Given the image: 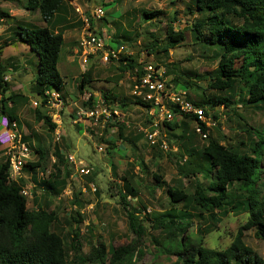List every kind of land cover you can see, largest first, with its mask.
Here are the masks:
<instances>
[{
	"label": "rangeland",
	"instance_id": "1",
	"mask_svg": "<svg viewBox=\"0 0 264 264\" xmlns=\"http://www.w3.org/2000/svg\"><path fill=\"white\" fill-rule=\"evenodd\" d=\"M25 2L0 1V45H3L0 61L11 85L8 94L22 96L12 106L17 132L22 139L26 137L24 140L31 148L27 161L40 160L44 167H37L34 172L23 168L15 183L23 180L21 189L29 192L28 209L55 213L51 228L62 237L70 264H93L84 262V257L100 244L106 250L134 245L135 254L126 264H178L177 257L165 252L162 245L179 237L192 239L195 234L201 236L206 249L226 248L247 219L248 212L244 209L247 192L233 183L227 187V198L221 207L204 208L196 204V183L205 188L206 194H211L207 187L215 178V169L201 149L213 138L236 152L253 155L254 131L264 134V111L247 102V87L240 79L231 89L209 87L220 72V51L196 38L192 23L199 16L192 0H64L62 10L47 23L38 11L26 10ZM99 4L103 5L105 20L89 21L99 31L108 29L110 38L125 46L123 55H131L134 63H152L164 68L171 86L173 77L180 81L188 79L190 88L178 84L176 89L186 90L191 99L205 105L208 117L205 133L198 130L195 121L185 120L186 125L166 130V150L151 144L142 131L150 118L148 111L130 94L131 72L119 68L118 59L102 63L100 55L89 56L85 64L81 62L75 51L81 47L83 17L90 18V9ZM75 6L82 8L81 14ZM153 10L161 13L149 18L143 16V11ZM28 23L63 31L57 68L63 79L60 94L64 107L58 111V134L56 128L50 132L43 121L36 120L31 104L33 99H38L33 90L38 59L25 43L16 42L15 34L18 25ZM168 26L173 31H182L185 41L164 51ZM240 65V59L234 60V67ZM82 73L88 74V82L80 91ZM85 93L106 95L121 112L123 122L103 125L77 121L75 110L87 107ZM221 97L231 103L212 105ZM49 110L57 112L54 108ZM42 111L46 113L48 109ZM119 124L122 136L118 133ZM55 137L59 140H54ZM56 148L65 159L64 173H69L62 184L53 183ZM68 154L82 160L90 173L80 175L68 162ZM4 157L1 154L0 161ZM155 175L159 176L158 181ZM263 176L257 184L260 195L264 193ZM43 180L51 182L53 189L41 184ZM127 183L133 191L128 192L126 199L141 225L140 236L131 230L117 194ZM168 189L184 193L185 198L171 200ZM76 227L79 228L77 249L71 243ZM244 240L264 259V242L255 236L254 229L244 231Z\"/></svg>",
	"mask_w": 264,
	"mask_h": 264
},
{
	"label": "trees",
	"instance_id": "2",
	"mask_svg": "<svg viewBox=\"0 0 264 264\" xmlns=\"http://www.w3.org/2000/svg\"><path fill=\"white\" fill-rule=\"evenodd\" d=\"M192 2L196 16H199V20L192 23L196 38L201 43L217 47L220 51L218 63L220 72L209 87L218 90L231 89L237 79H240L247 87V102L264 111V0H192ZM63 3L64 0H26L24 8L28 11H38L47 23L62 10ZM160 13L158 10L143 11V16L149 18ZM90 25L93 26L92 21ZM18 27L15 32L16 42L25 43L38 59L33 83L36 95L42 99L45 90L54 89L60 92L63 79L57 63L64 41L62 29L55 31L48 26L39 27L30 23ZM168 28L166 47H162L164 51L185 41L182 31H173L169 26ZM111 41L120 44L113 37ZM2 48L3 45H0V54ZM236 59L241 61L239 67H234ZM118 61L122 70L134 74L137 68V74H140L143 64L134 63L131 55L120 54ZM166 74L167 72L164 73L165 76ZM173 78L171 82L174 90H177L178 84L190 88L187 78L184 81ZM87 82L88 74L82 73L78 89L83 90ZM170 84L168 80V85ZM10 87V82L6 79V68L0 61V115L7 116L11 122L16 120L12 104L16 98L22 96L8 94ZM102 96L109 101L106 95ZM91 101L92 97L85 105H91ZM135 102L149 108V105L142 101L135 99ZM9 103L11 105H8ZM197 103L205 106L198 101ZM229 103L231 102L228 98L221 97L215 99L212 105L227 106ZM34 112L37 121H43L50 132L55 130L56 124L47 114L40 108H35ZM147 120L149 122V119ZM185 120L197 122L199 130L202 133L206 132L207 127L204 123L188 115H184L180 121H164L163 124L167 131H173L186 125ZM117 127L119 136H122V125L119 124ZM254 133L256 140L252 146L253 155L236 152L213 138H210L208 144L201 149V153L215 169V178L207 187L211 194H206L205 188L196 183L194 190L196 204L204 208L221 207L227 198V187L238 183L247 192L244 209L248 216L245 223L238 227L232 242L222 250L204 248L198 234L192 239L179 237L171 239L168 244L164 243L162 248L176 256L178 264H264V259L244 240V231L254 229L255 236L264 242V193L260 195L257 186L261 174H264V134L257 130ZM25 138L23 137V140ZM54 157L52 180L53 183L62 184L69 174L63 171L65 159L58 148L54 150ZM37 167H44L40 160L35 163L27 161L23 168H30L34 172ZM154 178L158 181L159 176L155 175ZM21 183L22 179L19 184L9 181L8 162L4 157L0 161V264H70L66 259L62 237L51 228V224L56 220L55 213L41 208L28 209L26 197L20 193ZM41 184L53 189L49 181L43 180ZM132 191L133 188L127 183L124 189H118L117 194L129 219L131 230L140 236L141 225L137 223V217L130 210V203L126 199L128 192ZM168 193L173 201L185 198L184 193L177 190L168 189ZM78 238L79 228L76 227L71 237L72 246L76 249ZM136 249L134 245H125L117 248L108 247L106 250L104 244H100L91 248L84 257V262L126 264L130 263Z\"/></svg>",
	"mask_w": 264,
	"mask_h": 264
},
{
	"label": "built area",
	"instance_id": "3",
	"mask_svg": "<svg viewBox=\"0 0 264 264\" xmlns=\"http://www.w3.org/2000/svg\"><path fill=\"white\" fill-rule=\"evenodd\" d=\"M75 10L80 14L82 13L81 7L75 6ZM103 17L104 9L102 4L90 9V18L102 20ZM90 18L83 17L81 47L80 50L75 51L76 54L79 53L81 62L87 63L89 56L94 55H100V61L105 64L113 59H119L120 54L125 52V46L118 44L113 46L111 44L112 38L108 35V29L99 31L98 27L90 25ZM142 64L140 74H137L138 70L136 68L135 73L131 76L132 86L130 94L134 99L149 105V108H146L150 117L149 122L147 127L142 129L145 137L151 144L166 150L168 142L165 139L167 134L163 124L164 121H180L184 115H188L207 125V111L203 106L198 105L196 101L191 99L186 90H174L171 85H168V80L164 75V68L152 63L142 62ZM91 97V105L75 110V119L77 121H92L93 124L101 122L103 125L112 122H123L122 114L116 105H112L102 95H93L92 93H85V103ZM31 104L34 108L48 109L45 114L56 124L55 133L58 134L57 125L60 123L58 111L64 107V98L60 92L54 89L45 90L42 99H33ZM53 108L57 112L49 110ZM54 140H59V137H55ZM0 144L4 149L5 160L8 162V179L16 182L17 176L21 173L25 162L31 155V148L17 132L15 120L10 122L5 115H0ZM67 160L80 175H88L90 173V169L85 166L82 160L76 159L72 154L67 155ZM20 193L27 197L29 192L23 188Z\"/></svg>",
	"mask_w": 264,
	"mask_h": 264
},
{
	"label": "crops",
	"instance_id": "4",
	"mask_svg": "<svg viewBox=\"0 0 264 264\" xmlns=\"http://www.w3.org/2000/svg\"><path fill=\"white\" fill-rule=\"evenodd\" d=\"M63 5H64V3H63ZM14 74H17V73L14 72ZM2 149H3V148H2V145L0 144V155L3 154V152H1Z\"/></svg>",
	"mask_w": 264,
	"mask_h": 264
}]
</instances>
